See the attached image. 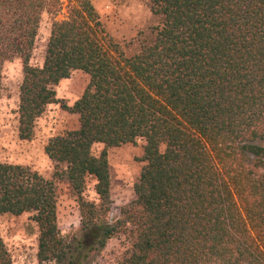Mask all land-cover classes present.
<instances>
[{"label":"trees","instance_id":"1","mask_svg":"<svg viewBox=\"0 0 264 264\" xmlns=\"http://www.w3.org/2000/svg\"><path fill=\"white\" fill-rule=\"evenodd\" d=\"M67 1L34 67L41 15L61 0H0V90L3 64L20 59L21 140L50 104L78 116L44 153L77 197L80 237L61 235L54 182L28 166L0 162V216L32 213L39 264H92L116 237L118 264H264V0H147L160 24L130 55L90 0ZM76 70L89 80L68 106L55 87ZM138 139L135 198L110 222L108 149ZM0 264H13L1 237Z\"/></svg>","mask_w":264,"mask_h":264},{"label":"rangeland","instance_id":"2","mask_svg":"<svg viewBox=\"0 0 264 264\" xmlns=\"http://www.w3.org/2000/svg\"><path fill=\"white\" fill-rule=\"evenodd\" d=\"M97 10L107 32L130 55L138 51L139 43L153 36L160 20L151 13L147 0H90ZM60 11L53 15L43 12L30 65L40 67L53 20L66 19L68 1L61 0ZM22 62L14 58L3 64L0 90V162L28 166L45 179L53 180V163L44 153L48 140L65 131L78 128V116L61 107V103L50 104L37 119L33 137L29 141L18 137V95L22 81ZM89 77L80 70L73 71L68 79L55 87L56 97L66 105L72 106L81 96ZM144 141L138 139L134 144H125L108 149L110 171V195L112 205L108 220L119 217V209L135 198L134 184L137 182L143 160ZM103 144H94L91 152L97 156ZM56 190L57 224L64 239L72 244L80 237V214L76 195L66 181L53 180ZM83 197L87 201L98 202L94 192V182L88 180ZM32 213L21 216L5 214L0 216V237L13 264H39L37 260L38 229L30 220ZM72 246V247H73ZM124 245L119 237L109 240L106 246L92 253L84 262L92 264H118ZM43 264H55L45 262Z\"/></svg>","mask_w":264,"mask_h":264}]
</instances>
